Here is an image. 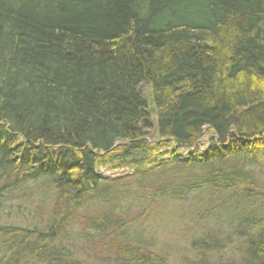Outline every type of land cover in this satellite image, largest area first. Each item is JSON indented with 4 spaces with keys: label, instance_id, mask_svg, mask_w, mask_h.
<instances>
[{
    "label": "trees",
    "instance_id": "1",
    "mask_svg": "<svg viewBox=\"0 0 264 264\" xmlns=\"http://www.w3.org/2000/svg\"><path fill=\"white\" fill-rule=\"evenodd\" d=\"M170 165L191 173L134 193L100 174ZM257 167L264 0H0V264H168L138 223L192 195L215 228L189 264H264ZM16 195L37 224L3 223Z\"/></svg>",
    "mask_w": 264,
    "mask_h": 264
},
{
    "label": "rangeland",
    "instance_id": "2",
    "mask_svg": "<svg viewBox=\"0 0 264 264\" xmlns=\"http://www.w3.org/2000/svg\"><path fill=\"white\" fill-rule=\"evenodd\" d=\"M142 89L146 95H150V90L146 85L142 86ZM210 139L211 132H207L200 140V145L198 147L199 155H204L210 143ZM192 151V148L183 145L178 150L177 154L182 159L187 160ZM169 157L170 155L167 154L164 158L170 160ZM180 168L181 169L170 165L159 171L153 170L150 171L143 180H141L133 169L129 167L119 169L102 167L100 173L102 176L107 177L110 183L119 185L122 189L129 188L132 190L131 193H134V190L138 189L137 187L152 190L165 182L172 181L174 183H179L191 173L187 167ZM194 171H200L199 167ZM256 171L259 176L264 178V170L257 167ZM166 173H171L174 177L170 178L165 175ZM33 199L34 202L33 200L26 201L22 200L20 195H16L14 201L15 206L7 208L5 206L6 210L4 211L5 216L2 220L3 223L25 227H32L34 224H37L38 196L33 197ZM196 204L194 195L186 201L176 200L160 203L159 212L163 214L157 218H154L156 215L143 217L138 223L137 232L141 233L151 247L157 249L158 252L168 259V264H189L191 259L197 258L198 249L192 246V241L203 232L207 231L209 227L215 228L214 225L210 223L207 224L208 220L206 221L204 219V215L201 212L196 213L198 212ZM144 206L145 205L132 206L130 215H135L137 212H140ZM102 207L97 203H92L88 205L87 212H95ZM189 211H194V215L190 216Z\"/></svg>",
    "mask_w": 264,
    "mask_h": 264
}]
</instances>
